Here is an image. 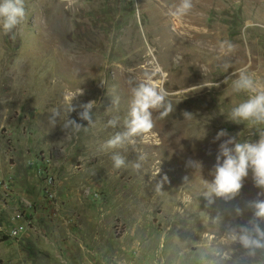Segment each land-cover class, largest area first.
Returning <instances> with one entry per match:
<instances>
[{
  "label": "rangeland",
  "instance_id": "374dc122",
  "mask_svg": "<svg viewBox=\"0 0 264 264\" xmlns=\"http://www.w3.org/2000/svg\"><path fill=\"white\" fill-rule=\"evenodd\" d=\"M173 1L24 0L15 39L0 34V264H264V246L238 238L264 199L251 171L234 198L205 195L220 143L264 136L229 119L249 96L232 90L239 69L264 85V0H197L181 18ZM146 74L174 110H153L146 142L103 150Z\"/></svg>",
  "mask_w": 264,
  "mask_h": 264
},
{
  "label": "clouds",
  "instance_id": "9594fccd",
  "mask_svg": "<svg viewBox=\"0 0 264 264\" xmlns=\"http://www.w3.org/2000/svg\"><path fill=\"white\" fill-rule=\"evenodd\" d=\"M194 5L192 0H180L174 10H169L168 15L173 18H181L187 15ZM24 0H0V34L15 39L14 30L21 25L26 18ZM11 34V35H10ZM227 46L229 52L235 51V45L230 41L220 42L221 48ZM238 78L232 82L233 92H246L248 99L233 107L229 113V119L235 123L250 122L253 124H264V85H258L247 68L238 70ZM131 83V82H130ZM207 87H219V84L210 83ZM131 101L126 119V131L117 133L109 138L103 145L105 151L121 148L125 143L135 144V137L140 136L146 142L149 134L154 128L153 110L163 108L160 118L168 116L174 109L170 102H166L167 92L162 84H157L151 75L146 74L145 78L131 87ZM83 90H77L70 98L68 111H76L77 106L71 103L76 96L83 95ZM119 100H113L114 105H118ZM95 106V101H88L79 107L82 109L79 116L83 120L91 121V109ZM59 112L53 110L49 117L50 123L55 124V117ZM186 118L191 114L185 112ZM119 117H114L108 121V126L115 127ZM74 126L79 131L80 125L75 120L69 119L64 127ZM226 130L217 132L214 139L218 140L226 136ZM113 167L116 169L126 168V158L118 152L111 156ZM143 159V156L140 157ZM214 176L211 182L205 181L207 187L206 197L212 203L213 195L231 199L234 198L242 189L243 181L252 173V178L256 187L264 189V136L257 142H235L232 138L224 140L219 145L216 156ZM189 161V164H192ZM139 168L140 164L134 165ZM264 193H259L261 195ZM248 207L253 209L254 219L250 221L251 228L242 227L238 238L240 242L247 246H264V230H262L256 218H264V199L250 201ZM239 212L240 210L237 209Z\"/></svg>",
  "mask_w": 264,
  "mask_h": 264
},
{
  "label": "bare ground",
  "instance_id": "6f19581e",
  "mask_svg": "<svg viewBox=\"0 0 264 264\" xmlns=\"http://www.w3.org/2000/svg\"><path fill=\"white\" fill-rule=\"evenodd\" d=\"M173 2H174V4H179L180 0H174ZM192 3H193L194 6H196L198 4V1L197 0H192Z\"/></svg>",
  "mask_w": 264,
  "mask_h": 264
}]
</instances>
